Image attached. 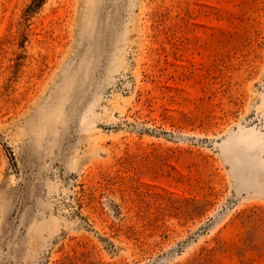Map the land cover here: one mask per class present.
Listing matches in <instances>:
<instances>
[{"label":"rangeland","instance_id":"rangeland-1","mask_svg":"<svg viewBox=\"0 0 264 264\" xmlns=\"http://www.w3.org/2000/svg\"><path fill=\"white\" fill-rule=\"evenodd\" d=\"M0 264H264V0H0Z\"/></svg>","mask_w":264,"mask_h":264}]
</instances>
